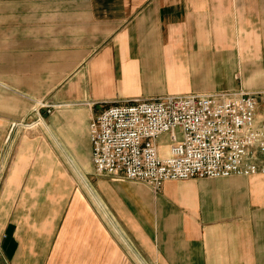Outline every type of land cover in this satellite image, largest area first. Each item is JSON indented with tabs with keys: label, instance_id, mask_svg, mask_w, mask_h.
<instances>
[{
	"label": "crops",
	"instance_id": "obj_1",
	"mask_svg": "<svg viewBox=\"0 0 264 264\" xmlns=\"http://www.w3.org/2000/svg\"><path fill=\"white\" fill-rule=\"evenodd\" d=\"M239 91L264 127V0H0V264H264V153L159 189L92 162L112 104Z\"/></svg>",
	"mask_w": 264,
	"mask_h": 264
},
{
	"label": "built area",
	"instance_id": "obj_2",
	"mask_svg": "<svg viewBox=\"0 0 264 264\" xmlns=\"http://www.w3.org/2000/svg\"><path fill=\"white\" fill-rule=\"evenodd\" d=\"M256 108L257 95L244 91L112 104L90 123L95 171L154 189L173 180L253 176L264 153ZM162 135L170 143L166 157L157 146Z\"/></svg>",
	"mask_w": 264,
	"mask_h": 264
},
{
	"label": "rangeland",
	"instance_id": "obj_3",
	"mask_svg": "<svg viewBox=\"0 0 264 264\" xmlns=\"http://www.w3.org/2000/svg\"><path fill=\"white\" fill-rule=\"evenodd\" d=\"M157 146L161 157H166L170 147V143L168 142L167 135H162L158 138ZM137 183H142V182H137Z\"/></svg>",
	"mask_w": 264,
	"mask_h": 264
}]
</instances>
